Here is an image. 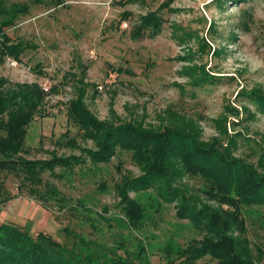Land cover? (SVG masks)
<instances>
[{
  "label": "rangeland",
  "instance_id": "rangeland-1",
  "mask_svg": "<svg viewBox=\"0 0 264 264\" xmlns=\"http://www.w3.org/2000/svg\"><path fill=\"white\" fill-rule=\"evenodd\" d=\"M151 10L164 18L156 36L135 29ZM7 32L27 48L21 62L7 59L0 75L50 88L40 110L47 116L37 115L29 127V158L79 155L95 147L67 115L71 100L85 90L84 102L100 120L146 130L177 127L199 141L229 145L234 155L261 168L264 115L240 93H264V0H66L62 6L46 0L32 5ZM204 78L214 82L195 84ZM85 159L42 175L40 192L48 197L30 196L14 175L0 178L14 200L0 201V223L31 234L43 231L99 260L122 255L131 264H178L175 250L204 236L177 217L178 201L165 203L154 189L131 193L145 214L140 223H130L116 186L143 172L131 151L119 148L108 163ZM204 183L185 174L175 185L189 199L214 203L204 196ZM243 212L246 236L261 257L258 264H264V205ZM197 264L216 260L206 256Z\"/></svg>",
  "mask_w": 264,
  "mask_h": 264
},
{
  "label": "trees",
  "instance_id": "trees-1",
  "mask_svg": "<svg viewBox=\"0 0 264 264\" xmlns=\"http://www.w3.org/2000/svg\"><path fill=\"white\" fill-rule=\"evenodd\" d=\"M44 1L8 5L0 0V68L8 58L21 62L27 48L22 40H14L7 28L14 26L21 15H27L32 5ZM50 1L54 6L66 3V0ZM128 1L145 3L148 0ZM165 3L159 7L164 8ZM128 14L124 11L122 18L125 19ZM163 22L164 18L158 11L151 10L140 17L139 26L135 29L138 33L149 31V35L156 36L162 30ZM87 69V65L82 66L80 73L83 77ZM211 82L214 79L204 78L195 84ZM49 90L38 82H15L0 75V178L14 175L22 180L30 196L48 197V194L40 192L45 172H53L57 167L74 168L86 162V157L94 163H108L119 148L129 150L133 160L143 170L142 174L124 178L116 186L130 223H140L145 214L144 208L131 193L154 189L165 203L178 201V218L189 220L197 229L205 231L201 239L175 250L178 264H197L206 256L216 260V264H258L261 257L254 254L251 241L246 236L247 223L243 210L249 206L264 205L263 158L260 160L261 168H258L234 155L229 145L219 141H199L191 132L177 127L146 130L131 122H105L90 112L84 102L85 90H82L78 98L72 99L69 104L68 120L80 129L83 138L92 140L95 147L83 148L79 155H54L50 159L33 160L28 157L30 149L26 147V138L36 116H47L40 110L50 94ZM240 95L264 115V93L243 90ZM65 134L68 135L67 132ZM73 141L72 138L67 140L74 145ZM185 174L201 177L205 182L202 192L206 199L214 203L200 198L189 199L186 192L175 185ZM3 184L0 179V201L7 202L13 197L3 191ZM43 199L47 201V198ZM0 264L131 263L122 255L99 260L93 254L69 248L43 231L31 234L28 229L16 224L2 222Z\"/></svg>",
  "mask_w": 264,
  "mask_h": 264
},
{
  "label": "built area",
  "instance_id": "built-area-1",
  "mask_svg": "<svg viewBox=\"0 0 264 264\" xmlns=\"http://www.w3.org/2000/svg\"><path fill=\"white\" fill-rule=\"evenodd\" d=\"M125 25H127V23L125 24ZM16 62H14V64H15ZM45 90H49L50 88L49 87H47V86H42Z\"/></svg>",
  "mask_w": 264,
  "mask_h": 264
},
{
  "label": "crops",
  "instance_id": "crops-1",
  "mask_svg": "<svg viewBox=\"0 0 264 264\" xmlns=\"http://www.w3.org/2000/svg\"><path fill=\"white\" fill-rule=\"evenodd\" d=\"M13 199V198H12ZM12 199H10L9 201H7V203L9 204V203H11V201H14V200H12ZM8 204H6V205H8Z\"/></svg>",
  "mask_w": 264,
  "mask_h": 264
}]
</instances>
